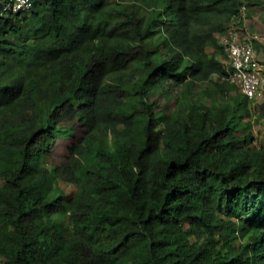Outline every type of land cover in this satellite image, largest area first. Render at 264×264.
<instances>
[{
	"label": "trees",
	"instance_id": "obj_1",
	"mask_svg": "<svg viewBox=\"0 0 264 264\" xmlns=\"http://www.w3.org/2000/svg\"><path fill=\"white\" fill-rule=\"evenodd\" d=\"M260 1L33 0L0 15V264H264L250 120L264 98L253 106L223 79L217 37ZM158 20L164 57L148 45ZM211 77L241 98L177 108L174 86Z\"/></svg>",
	"mask_w": 264,
	"mask_h": 264
},
{
	"label": "rangeland",
	"instance_id": "obj_2",
	"mask_svg": "<svg viewBox=\"0 0 264 264\" xmlns=\"http://www.w3.org/2000/svg\"><path fill=\"white\" fill-rule=\"evenodd\" d=\"M154 3H156L157 7H164V3L162 0H153ZM221 22L223 26L226 25L227 21L226 17L224 15L217 16V19L214 22ZM247 24L250 29L255 30L259 32L260 38L257 42V50L261 55H264V0H261L260 3L252 4L247 11ZM156 31L157 34L155 36V40L152 43H149V47L153 49L154 56H162L170 55L166 49L162 48L160 43L161 39L160 36L163 35L162 31V20H158L156 22ZM222 33H218L217 37L219 40L221 39ZM192 66V62L186 58L184 62V67L186 68L187 73H189ZM123 77L126 78V80L130 83L135 82L139 79V74L132 69V67H129L125 69ZM217 79L216 77H211L208 81L204 82H198L195 85L186 86L176 85L173 87L172 97L175 95H180V98L184 99L182 103L178 102L177 108L180 106V104H192V103H203L206 106H211L213 104L219 105H226V104H232L233 100L232 97L235 96V98H241V92L234 87H231V92L227 93L219 89L218 85L216 84ZM153 100H156L160 103L161 107L160 109L163 110V112H170L171 110L174 111L175 104L174 102L167 101V97L162 95V89H152L151 93ZM135 95V94H134ZM253 113V112H252ZM161 115V114H160ZM257 116V115H256ZM255 114L253 113V116L250 117L251 122H253V131L254 135L256 136V142L253 143V146L260 145L264 143V119L258 120L256 118ZM247 119V118H246ZM249 119V118H248ZM109 145L111 149H113V137H109ZM49 162H51L49 160ZM47 165H50L47 164ZM57 188L59 191H63L67 196L73 195L74 192H76V186L75 184H71L62 180H59L57 183ZM68 212H64L63 214L59 215V219L66 220Z\"/></svg>",
	"mask_w": 264,
	"mask_h": 264
},
{
	"label": "built area",
	"instance_id": "obj_3",
	"mask_svg": "<svg viewBox=\"0 0 264 264\" xmlns=\"http://www.w3.org/2000/svg\"><path fill=\"white\" fill-rule=\"evenodd\" d=\"M32 5L33 0H9L2 7L0 15L10 11L25 12ZM247 11L246 4L242 5L221 35L226 67L223 79L237 86L255 106L264 98V59L259 57L254 43L259 34L246 27Z\"/></svg>",
	"mask_w": 264,
	"mask_h": 264
},
{
	"label": "crops",
	"instance_id": "obj_4",
	"mask_svg": "<svg viewBox=\"0 0 264 264\" xmlns=\"http://www.w3.org/2000/svg\"><path fill=\"white\" fill-rule=\"evenodd\" d=\"M245 24H246V27L249 28V26H248V24H247V18H246ZM249 30H250L251 32H254V33H258V34H259V32L255 31V30H252V29H250V28H249ZM259 38H260V34H259ZM259 38H258L257 40L254 41L256 49H257V45H258L257 42L259 41ZM256 43H257V45H256ZM257 51H258V50H257ZM258 54H259V57H260V58L264 59V55H261L259 52H258Z\"/></svg>",
	"mask_w": 264,
	"mask_h": 264
}]
</instances>
